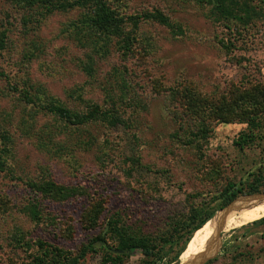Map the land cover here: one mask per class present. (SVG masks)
Here are the masks:
<instances>
[{
    "label": "rangeland",
    "instance_id": "obj_1",
    "mask_svg": "<svg viewBox=\"0 0 264 264\" xmlns=\"http://www.w3.org/2000/svg\"><path fill=\"white\" fill-rule=\"evenodd\" d=\"M252 1L262 12L243 26L197 0H107L126 22L87 47L97 36L80 37L72 26L84 8L48 12L0 0V264L31 261L46 247L39 241L68 252L98 235L115 245L113 215L135 233L162 235L228 181L264 175V114L223 122L194 108L204 106L195 98L264 82V0ZM158 11L175 28L145 16ZM188 92L195 102L183 99ZM53 101L83 114L111 108L126 124L76 123L50 111ZM242 133L251 135L243 148L235 143ZM93 206L101 215L89 228L83 220ZM262 206L264 195L227 219L255 217ZM252 222L206 224L191 264L208 252L205 264H264V223ZM174 252L155 264L190 263L191 252L181 263L171 261ZM144 258L135 249L122 264ZM101 259L89 254L83 264Z\"/></svg>",
    "mask_w": 264,
    "mask_h": 264
},
{
    "label": "trees",
    "instance_id": "obj_2",
    "mask_svg": "<svg viewBox=\"0 0 264 264\" xmlns=\"http://www.w3.org/2000/svg\"><path fill=\"white\" fill-rule=\"evenodd\" d=\"M22 4L34 6L35 4L43 5L48 12L55 10H66L74 7H82L85 12L81 19L72 23L75 34L97 36L95 40H87L86 45L95 46L100 41H107L115 33V29H120L126 19L120 13L110 6L107 0H16ZM201 3H208L213 6V13L218 17H225L239 22V24L246 26L251 21L261 14V9L252 0H197ZM153 18L162 24L171 28H175V24L168 16L158 11L156 13H148L145 15ZM131 19V17H130ZM105 38V39H104ZM7 34L0 33V49L6 46ZM105 44V43H104ZM101 45L102 46H104ZM106 47V46H105ZM94 50L96 53L101 52L102 49ZM89 69L90 63L88 64ZM121 96H125V93ZM172 93L179 92L178 89L171 90ZM180 93V92H179ZM34 94V95H33ZM27 93V97L31 101L40 100V95L36 93ZM188 103L194 101L192 93L188 92L184 95ZM42 100V99H41ZM201 105H194L198 112H205L207 110V120L231 122L237 119L245 120L256 119L262 117L264 114V82H256L250 86H236L233 90L219 97L195 98ZM33 101V102H34ZM50 111L68 120L76 121V123H85L91 119L102 120L111 126L126 124V120L122 115L116 114L114 109H101L95 105L87 114L76 113L64 106L62 103L53 101L47 104ZM205 120V119H203ZM260 123H253L254 126H260ZM251 135L242 133L235 141L236 145L241 148L250 143ZM264 175L261 170L249 172V176L241 181L230 180L223 187L219 195L212 197L207 201H201L198 205L194 204L188 214L183 215L182 218L175 221L171 228L164 234L157 236H147L144 233H135L129 227L120 226V219L118 215H113L107 221L108 230L114 235L118 236L117 244L110 245L106 236L98 235L91 238L88 242L82 244L81 248L76 252H68L58 249L57 247L50 248L44 242L39 241L41 248L44 246V251L41 254H35L31 261L25 264H83V261L89 254H99L101 256L102 264H122L129 258L133 250L141 249L145 258L142 260L143 264H155L158 260H162L171 250L175 249L171 261L175 263L180 262V256L187 247L188 243L194 234L203 228L206 224L212 222L211 219L215 216L217 211L219 217L224 219L228 216L234 215L240 209L249 203L257 202L264 194L250 195L260 193L264 189ZM48 188L46 189V191ZM59 190V191H58ZM57 193L60 189L57 188ZM247 194V195H246ZM244 195V196H241ZM246 195V196H245ZM237 198V199H236ZM236 199V200H235ZM213 205L212 202H217ZM101 209L97 211L96 206L88 209L85 212L83 223L89 228H94L99 222ZM215 221V220H213ZM253 224L264 223V217L253 221ZM216 236V235H215ZM209 240V239H208ZM169 248V249H168ZM168 251V252H167ZM202 257L205 260L213 258V254L208 252L202 255H196L193 264H198V260ZM164 264H169L168 262Z\"/></svg>",
    "mask_w": 264,
    "mask_h": 264
},
{
    "label": "bare ground",
    "instance_id": "obj_3",
    "mask_svg": "<svg viewBox=\"0 0 264 264\" xmlns=\"http://www.w3.org/2000/svg\"><path fill=\"white\" fill-rule=\"evenodd\" d=\"M253 203H255V202H253ZM263 215H264V206H262L261 209H259L258 214L255 217H252V216H250V217L238 216V217H233V218H229V219H227V218L219 219V220L212 221L210 223L219 222V221H227V222H230L232 227H238V226L247 224V223H249L251 221H254V220L258 219V218H261ZM196 233L194 234V236L192 237V239L190 240V242L188 243L187 247L184 250L185 251L184 252V261H185L186 256L188 255V252H191V259H190V263L189 264H191L193 256H194V253H195L196 249L198 248V246L201 244V242L199 241V238L197 237ZM182 264H184V262Z\"/></svg>",
    "mask_w": 264,
    "mask_h": 264
},
{
    "label": "water",
    "instance_id": "obj_4",
    "mask_svg": "<svg viewBox=\"0 0 264 264\" xmlns=\"http://www.w3.org/2000/svg\"><path fill=\"white\" fill-rule=\"evenodd\" d=\"M259 194H264V193H255V194H249V195L246 194V195H247V196H250V195H259ZM246 195H245V196H246ZM241 196H244V195H241ZM236 199H237V198H236ZM236 199H235V200H236ZM231 203H232V202H231ZM231 203H230V204H231ZM230 204H228V205H230ZM228 205H227V206H228ZM227 206H226V207H227ZM226 207H224V208H226ZM224 208H223V209H224ZM223 209H221V210H223ZM221 210H220V211H221ZM215 215H216V214H215ZM209 260H210V259H209ZM209 260L205 261V262L202 263V264L207 263ZM180 263H181V262H180Z\"/></svg>",
    "mask_w": 264,
    "mask_h": 264
}]
</instances>
